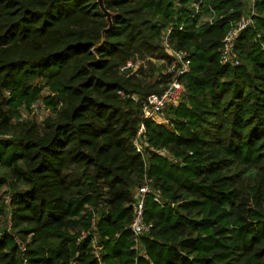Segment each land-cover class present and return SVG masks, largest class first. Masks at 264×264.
<instances>
[{
  "label": "trees",
  "instance_id": "1",
  "mask_svg": "<svg viewBox=\"0 0 264 264\" xmlns=\"http://www.w3.org/2000/svg\"><path fill=\"white\" fill-rule=\"evenodd\" d=\"M104 6L110 17L98 0H0V217L8 193L13 219L0 264H264V0L236 41L239 64L222 61V39L248 0ZM171 26L190 61L184 93L166 121L144 119L132 95L171 80ZM136 58L148 68L121 71ZM34 103L50 110L40 122L24 117ZM142 121L149 145L178 162L149 148L143 158ZM145 174L161 202L147 197L137 249Z\"/></svg>",
  "mask_w": 264,
  "mask_h": 264
},
{
  "label": "built area",
  "instance_id": "2",
  "mask_svg": "<svg viewBox=\"0 0 264 264\" xmlns=\"http://www.w3.org/2000/svg\"><path fill=\"white\" fill-rule=\"evenodd\" d=\"M179 5V2H176ZM255 0H253V4L250 8V11L247 14H243L239 19L231 22L230 27L228 28L226 34L222 39V61L224 63H235L239 64V59L236 56V41L239 38L240 34L250 26L255 24L254 13H255ZM195 10L198 12L200 9V2H196L194 4ZM212 15H208L206 20L210 23L214 21V9L211 10ZM182 27L180 26V29ZM172 31V26L164 31L162 44L164 48L168 51V53L173 57V61L171 63H167L168 72L172 74V78L167 84L165 90L161 93H151L147 95L145 98H140L138 95H132V98L135 101H140L141 106V116L144 119H155L159 120L160 115L164 112V110L169 106H176L179 104L182 99L184 93V83L182 81V76L189 72L190 70V61L188 59V54L183 50H176L170 41V34ZM148 60V59H147ZM147 60L136 58L129 59L124 65L121 67L122 72L136 73L139 68H148ZM153 62H158L156 58H150ZM119 94L124 96L123 91H119ZM40 111L49 112L50 110L43 103H34L31 106V114L37 115L39 117ZM33 113V114H32ZM44 118L40 116V120L42 121ZM146 123L144 121L141 122L137 135L134 139V143L136 145L137 150L142 154L143 158H146L147 153L146 150L149 148L150 150L156 151L162 155H165L175 162H178L175 156L169 153L165 148H153L149 145L148 136L146 134ZM149 195H153L155 200L161 202V190L157 189L153 186V179L145 174L142 184L135 190V202H134V219L130 225L133 232L136 234V248H141V243L139 242L140 235L146 234L149 232L151 228V224L147 223L144 220V212L145 205L147 201V197ZM4 203L7 208L6 214V226L5 228L8 231L12 230L13 227V219H12V211H11V197L10 194L4 195ZM85 235V234H84ZM92 246L94 249V253L96 256L100 257V253L102 250V246L97 238V235L94 236L92 240Z\"/></svg>",
  "mask_w": 264,
  "mask_h": 264
},
{
  "label": "rangeland",
  "instance_id": "3",
  "mask_svg": "<svg viewBox=\"0 0 264 264\" xmlns=\"http://www.w3.org/2000/svg\"><path fill=\"white\" fill-rule=\"evenodd\" d=\"M252 3H253V0H248V8L250 9V7H251V5H252ZM249 9H248V11H247V13L249 12ZM246 13V14H247ZM31 114V110H25L24 111V117H28L29 115ZM33 114V113H32ZM50 114V111L49 112H46V111H40L39 112V117L37 116V115H32V118L33 119H37V120H40V116H43V118H45V117H47L48 115ZM160 119H159V122H164V121H166V116L164 115V112L160 115ZM38 122V121H37ZM6 189V187L5 188H3L2 190H5ZM5 226H6V216L5 215H2L1 217H0V231L3 229V228H5Z\"/></svg>",
  "mask_w": 264,
  "mask_h": 264
},
{
  "label": "water",
  "instance_id": "4",
  "mask_svg": "<svg viewBox=\"0 0 264 264\" xmlns=\"http://www.w3.org/2000/svg\"><path fill=\"white\" fill-rule=\"evenodd\" d=\"M98 2L100 3L101 7L103 8V10L107 13V15L110 17V13L105 9L104 6V0H98Z\"/></svg>",
  "mask_w": 264,
  "mask_h": 264
},
{
  "label": "crops",
  "instance_id": "5",
  "mask_svg": "<svg viewBox=\"0 0 264 264\" xmlns=\"http://www.w3.org/2000/svg\"><path fill=\"white\" fill-rule=\"evenodd\" d=\"M253 4V3H252ZM252 6V5H251ZM251 8V7H250ZM249 11H250V9H249Z\"/></svg>",
  "mask_w": 264,
  "mask_h": 264
}]
</instances>
